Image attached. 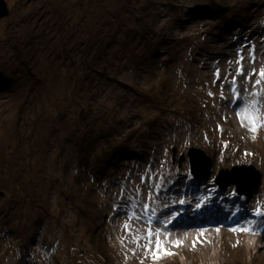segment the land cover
<instances>
[{"label":"rangeland","instance_id":"obj_1","mask_svg":"<svg viewBox=\"0 0 264 264\" xmlns=\"http://www.w3.org/2000/svg\"><path fill=\"white\" fill-rule=\"evenodd\" d=\"M7 2L10 15L0 19V264L148 263V250L134 248L140 235L127 230L125 242L115 241L105 224L114 195L142 178V190L169 185L168 204L192 206L179 220L193 214L204 224L200 215L212 216L206 227L188 224L185 234L164 238L155 264H264V232L229 230L238 213L254 216L260 201L264 209V192L249 200L230 191L224 199L231 206L215 199L203 209L208 195L217 198L222 168L240 176L254 164L264 181V132H253L247 118L264 117V0ZM101 13L100 30L90 20ZM137 139L143 142L130 146ZM92 143L100 150L85 165ZM192 148L209 156L205 170L218 164L200 179L192 177ZM131 152L147 154L138 160ZM181 153L187 159L179 163ZM134 161L137 168L127 169ZM145 166L154 181L140 177Z\"/></svg>","mask_w":264,"mask_h":264},{"label":"bare ground","instance_id":"obj_2","mask_svg":"<svg viewBox=\"0 0 264 264\" xmlns=\"http://www.w3.org/2000/svg\"><path fill=\"white\" fill-rule=\"evenodd\" d=\"M231 21L232 22L229 24L230 26L232 24H235V23H233L234 20H231ZM0 96H1V94H0ZM157 131H158V129H157ZM260 132L263 133L264 130H256L255 131V133H260ZM245 137H246V134H245ZM237 145L240 146L239 144H237ZM176 151H178V149ZM153 154L155 155V157L157 156L156 157L157 160H158V158H161L162 157V153L161 152L157 153V152H155L153 150ZM130 155H132V154H130ZM211 163L214 164V166H213L214 168H215V165H218L217 162H213L212 161ZM211 163H210L208 169L204 171V173L209 172L210 167H211ZM245 166H246V168L250 167L248 165H245ZM225 169L224 168L220 169L219 172H218V175H220V174L228 175V173L226 172ZM215 170L216 169H212L210 171V174L213 173ZM146 171L147 170H145V169L138 170V173L140 174V177L143 176V175H145L146 174ZM261 176L263 178L262 172H261ZM93 177H95V176H93ZM219 178H220V176L217 177L215 180H218ZM225 179H227V178H225ZM167 187H169V185ZM167 187H165L160 193H158L157 195L154 196V199H155L154 205H155V207L162 206L167 201V199L169 198L170 190ZM257 187H252L251 189H254V188L256 189ZM127 189H129V191ZM184 189L191 190V189L188 188V184H186L184 186ZM122 192H123L122 195H117V194L114 195L115 198H116V200H117V205L119 203L121 209L118 212L120 214V216H118V217L115 218V216H116L115 213H113L111 215V217H113V219H111V224L113 225L112 229L114 230V232L116 233V235L120 236V235H123L124 234V236H127L125 234V231H127V230H125L123 228L124 220L127 218L126 213H125L126 209H128V210H137L138 212H142L143 207H144V203H142L140 201V199H143V196H142V189L140 188V185L138 183V180L136 182H134V183H132V182L131 183H126L125 190H123ZM192 193H193V191H192ZM117 196H121L122 199H124L126 201H129V202L120 201L119 199H117ZM129 196H134V198H131ZM244 196L245 195L243 193L240 194V197H244ZM220 201H222V198H220ZM147 211H149V210H147ZM168 213L172 217L170 218V220H168L169 218H166V217L161 219L162 221L168 220L167 223H166V227H165V229L163 231H159V232L162 233L161 236H159V235L158 236L157 235H153L151 237V239H152V245H151V248L150 249L145 247V245H147V244L144 243V242H142L141 239H140L139 242H137L134 245V248H141L142 249V253H143L144 249H147L148 250L147 251V254L149 256V258H148L149 262L146 263V264H155V260L156 259L154 258V255L157 252L158 253H163L162 248H160L159 250H157V248H156V243L155 242H156L157 239H159L160 241L163 242L164 238H169V237H172V236L174 237L175 235L183 234V233L185 234V228L187 227L188 224L190 225V227L193 226V224H197V226H205L206 227V225H205L206 224V221H207L206 218H209L210 219L212 217L210 214H207V215L202 214V215H200V217H203L204 218V221H205V223L202 224L200 222L199 218H197V216H195L193 214H187L184 217V220H178L177 219V212L175 210L169 209L168 210ZM22 215H24L25 217H29V215H26L25 213H23ZM148 215H151V211L148 212ZM236 217L239 218L237 220H240L241 223H242V225L244 223H246L247 221H249V216L241 218L242 217L241 215H237ZM153 219L156 220L155 217ZM129 220L132 221L131 218ZM136 221H137L136 227H132L131 228V232H136L141 237H148V230L149 229H151L154 233H157V229L158 228L157 227H154L153 228L152 227V224L150 222H146V225L148 227H144V225L141 222V219L136 218ZM191 223H193V224H191ZM35 224H36V222L33 225H35ZM23 229H24V225L23 224H20V226L18 228H16V231L17 232H21V231H23ZM254 229L256 230V228H254ZM256 231H258V232H264V229L256 230ZM80 236L83 237L85 235L80 234ZM114 240L115 241H118V238H115ZM119 240L120 241L123 240V242H125L124 239L119 238ZM37 246H38V248L41 249V253L42 254H48L50 252V249L48 248V246H46L43 243H38ZM162 247L163 248H166L165 242H163V246ZM43 259H45V262L46 263H49V261H53L52 257H48V256H46L45 258L43 257ZM73 260L76 261L78 264H81V263L78 262L77 257H75V259L73 258Z\"/></svg>","mask_w":264,"mask_h":264},{"label":"water","instance_id":"obj_3","mask_svg":"<svg viewBox=\"0 0 264 264\" xmlns=\"http://www.w3.org/2000/svg\"><path fill=\"white\" fill-rule=\"evenodd\" d=\"M10 12L11 10L7 0H0V19L8 17L10 15ZM188 156H189L191 172L193 176L195 178H201V176H203L204 174V170L206 169L205 167L207 166L210 160L209 156L204 151L196 148H192L189 151ZM186 159H187L186 154H184L181 157V162ZM240 174L245 175L246 177L245 182L242 181L241 176H239V174L235 171L231 175L220 174L219 175L220 178L217 180V182L222 187L229 186L230 183L234 182L235 184L238 185L237 191L239 193H245L247 189L251 187L249 185V182H251L252 187H257L261 184L260 173L253 166H250L248 168H246L245 166L242 170H240ZM252 178H254V180H252Z\"/></svg>","mask_w":264,"mask_h":264},{"label":"snow or ice","instance_id":"obj_4","mask_svg":"<svg viewBox=\"0 0 264 264\" xmlns=\"http://www.w3.org/2000/svg\"><path fill=\"white\" fill-rule=\"evenodd\" d=\"M260 75L261 76H264V70L261 71ZM258 104H259V101H252L251 102V105H250V109L253 110L256 113H259L260 112V109L258 107H256V105H258ZM248 111H249L248 108H246L244 110L245 115L247 114ZM247 118L250 120V122L253 125L252 126V129H251L253 132H255L257 130V127L258 126H264V117H261L259 115H254V116L247 117ZM257 120H259V124H257ZM124 227L126 229H129L130 228V225L126 223L124 225ZM236 230L237 229H233V231H236ZM239 230H242V231H251V228H244V229H239ZM153 235H157L158 236V233H154L151 229H149L148 230L149 243L147 245H145L146 248H149V249L151 248V245H152V239H151V237ZM133 239L136 242H139L140 239H142V238L140 236H134ZM121 242L123 243V240ZM155 243H156L157 250H159L160 248H162V246H163V242L162 241H160L159 239H157ZM177 243H179V242H177ZM167 254L170 255L171 253H167ZM154 258H156V257H154Z\"/></svg>","mask_w":264,"mask_h":264},{"label":"trees","instance_id":"obj_5","mask_svg":"<svg viewBox=\"0 0 264 264\" xmlns=\"http://www.w3.org/2000/svg\"><path fill=\"white\" fill-rule=\"evenodd\" d=\"M106 13H108L109 14V12H106ZM106 13H101L99 16H98V14L96 15V16H94V20L96 21L95 23H93V20H90L91 21V24H92V26H95L96 28L99 26V28H100V30L101 29H103V27H104V21H103V17H105L106 16ZM96 28H94V30H96ZM64 77H67V78H71V73H66V74H64ZM113 121H117V120H115V119H113ZM119 122V121H118ZM122 126V125H121ZM103 133H104V131H102ZM91 134H93V133H91V132H88L86 135H91ZM79 144V143H78ZM96 143H92L91 144V146L89 147V148H85L86 149V152H85V154H84V156H85V158H87V157H90V156H92V155H96V153H97V151H99V150H97V148L99 147V145H97V146H95L94 147V145H95ZM80 146V145H79ZM97 150V151H96ZM105 152V151H104ZM116 156H117V152H115L114 153ZM116 161V160H115ZM114 161V162H115ZM113 162V163H114ZM113 163H111L110 165H112Z\"/></svg>","mask_w":264,"mask_h":264}]
</instances>
